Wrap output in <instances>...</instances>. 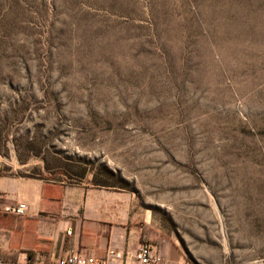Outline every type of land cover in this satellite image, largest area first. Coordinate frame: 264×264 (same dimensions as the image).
Here are the masks:
<instances>
[{
	"label": "rangeland",
	"instance_id": "rangeland-1",
	"mask_svg": "<svg viewBox=\"0 0 264 264\" xmlns=\"http://www.w3.org/2000/svg\"><path fill=\"white\" fill-rule=\"evenodd\" d=\"M0 172L123 193L187 264H264V0H0Z\"/></svg>",
	"mask_w": 264,
	"mask_h": 264
},
{
	"label": "crops",
	"instance_id": "crops-1",
	"mask_svg": "<svg viewBox=\"0 0 264 264\" xmlns=\"http://www.w3.org/2000/svg\"><path fill=\"white\" fill-rule=\"evenodd\" d=\"M18 203L22 216L0 211V263L49 264L69 250L103 261L109 250L129 255L142 244L143 229L118 191L0 172V207ZM160 253L179 260L176 251Z\"/></svg>",
	"mask_w": 264,
	"mask_h": 264
},
{
	"label": "built area",
	"instance_id": "built-area-1",
	"mask_svg": "<svg viewBox=\"0 0 264 264\" xmlns=\"http://www.w3.org/2000/svg\"><path fill=\"white\" fill-rule=\"evenodd\" d=\"M0 211L2 213L22 216L25 214L26 205L23 203L2 205ZM67 235H71V230L67 231ZM117 259H122V264H187L181 260H168L160 253L156 252L151 246L146 244H140L139 247L129 255L109 250L103 261L87 257L74 250H69L64 257L49 264H107Z\"/></svg>",
	"mask_w": 264,
	"mask_h": 264
}]
</instances>
